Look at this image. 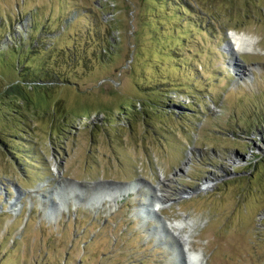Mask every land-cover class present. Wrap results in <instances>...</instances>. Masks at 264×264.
<instances>
[{"label": "rangeland", "instance_id": "1", "mask_svg": "<svg viewBox=\"0 0 264 264\" xmlns=\"http://www.w3.org/2000/svg\"><path fill=\"white\" fill-rule=\"evenodd\" d=\"M16 80L44 93L0 112V264H182L163 221L206 264H264V0H0Z\"/></svg>", "mask_w": 264, "mask_h": 264}, {"label": "bare ground", "instance_id": "2", "mask_svg": "<svg viewBox=\"0 0 264 264\" xmlns=\"http://www.w3.org/2000/svg\"><path fill=\"white\" fill-rule=\"evenodd\" d=\"M230 38H231V42L229 43V45L234 51H246L250 49L254 43L253 39H251L249 36L244 35V34L232 33ZM208 184H209V181L204 182L203 189L208 188ZM133 189L134 190L137 189V183L127 184V186L125 187L117 188L115 192L113 191L95 192L93 197H91V200H92L91 206L92 205L94 206L96 204H100L103 202H108V203L114 202L117 198H120L122 195L125 196L128 192L133 191ZM158 191L159 190H156V192H154L153 195L147 196V201L141 205V212L145 211L146 213H148V212L162 210L161 208L163 205L162 203L163 201L161 199L162 196L160 195ZM69 193L70 195L74 194V191L70 190ZM55 194L59 195V197L62 196L64 199L70 196L68 194L64 196L63 194H59L58 192H56ZM154 197H155V200H154ZM95 198H97L98 201H94ZM158 198L160 200H158ZM13 206H16V205H13ZM154 208H156V210ZM51 212L52 210L50 211V208H49L48 214H50V216L51 214H53V212L52 213ZM184 223H185L184 221H180L179 223L163 221V230H167V231L173 230L174 232L173 236L175 237L177 243L180 245V251L178 254L179 256H181L182 264H206V260L203 257L202 252H198V253L190 252L189 249H187V246H189V238L186 236H181L180 234L182 233V227Z\"/></svg>", "mask_w": 264, "mask_h": 264}, {"label": "trees", "instance_id": "3", "mask_svg": "<svg viewBox=\"0 0 264 264\" xmlns=\"http://www.w3.org/2000/svg\"><path fill=\"white\" fill-rule=\"evenodd\" d=\"M105 54H109L110 51L109 50H104ZM44 89L43 85H41V81H38L35 86H30V88L28 89L27 86H24L23 81L20 80H16L14 82H12L7 88H5L1 93H0V112H2V107L6 106L9 109L10 108H15L12 111H15L18 114H21V111L29 114L30 112L32 114H34V112H37L40 108V106L38 104H32L31 103V99L29 97H27V94L32 92L35 93L36 97H38V94L41 95L44 92H42ZM146 106L143 104L142 105V110L145 108ZM126 109H129V107H124ZM59 109V106L54 108L53 113H56L57 110ZM93 107L91 106H81V108L75 112L72 111L71 113H68L70 115H67V122H69L72 118L75 117H90L92 114V112H95L92 110ZM61 111V109H60ZM158 112H160V110L157 109ZM41 113H49L46 110L42 109ZM65 116V115H64ZM63 117V116H62ZM85 117V118H86ZM263 125H260L261 128ZM264 140V137H263ZM262 140V141H263Z\"/></svg>", "mask_w": 264, "mask_h": 264}]
</instances>
